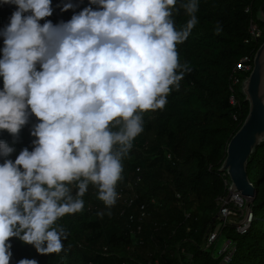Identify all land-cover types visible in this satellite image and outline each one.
<instances>
[{"label":"clouds","instance_id":"9594fccd","mask_svg":"<svg viewBox=\"0 0 264 264\" xmlns=\"http://www.w3.org/2000/svg\"><path fill=\"white\" fill-rule=\"evenodd\" d=\"M0 3L16 6L0 29V130L17 137L30 116L38 120L34 147L14 161V147L0 141V264H10L12 237L40 254L63 250L67 233L57 221L83 210L89 184L111 215L143 113L163 109L191 70L177 44L198 22V3L181 5L190 19L179 30L177 0H89L57 24L45 19L52 0ZM78 6L62 0L61 11Z\"/></svg>","mask_w":264,"mask_h":264},{"label":"trees","instance_id":"16d2710c","mask_svg":"<svg viewBox=\"0 0 264 264\" xmlns=\"http://www.w3.org/2000/svg\"><path fill=\"white\" fill-rule=\"evenodd\" d=\"M73 3L79 6L61 11L62 0H52L53 14L45 19L66 22L89 0ZM185 3L188 0H177L173 10L178 30L190 19L181 6ZM197 3L198 22L177 44L180 63L191 70L184 73L178 89L172 88L163 109L143 113V131L122 160L124 170L111 215L96 186L89 184L83 210L57 221L67 233L63 250L40 254L33 245L12 237L10 264L23 258L36 259L38 264H220L223 254L215 244L206 247L205 242L217 225L213 218L219 197L227 193L224 179L230 176L221 170L227 144L250 109L241 85L236 91L240 106L230 103L231 76L239 59L246 54L255 57L264 42V0ZM15 7L0 3V29L9 23ZM252 21L262 30L257 40L251 39ZM37 122L30 116L17 137L0 130V141L15 149L9 159L14 161L25 147L32 150L36 138L31 130ZM4 159L0 157V163ZM247 172L257 190L252 199L254 218L244 232L233 222L222 227L221 235L235 243L227 264H264V138L253 148Z\"/></svg>","mask_w":264,"mask_h":264},{"label":"water","instance_id":"95a60500","mask_svg":"<svg viewBox=\"0 0 264 264\" xmlns=\"http://www.w3.org/2000/svg\"><path fill=\"white\" fill-rule=\"evenodd\" d=\"M244 92L250 102L249 113L227 144L226 158L221 170L229 174L233 190L253 199L257 190L249 179L247 160L253 148L264 138V42L256 51L253 69L245 82ZM215 220L216 217L213 218Z\"/></svg>","mask_w":264,"mask_h":264},{"label":"built area","instance_id":"2783aa9c","mask_svg":"<svg viewBox=\"0 0 264 264\" xmlns=\"http://www.w3.org/2000/svg\"><path fill=\"white\" fill-rule=\"evenodd\" d=\"M248 10V8H247ZM250 35L251 39H259L262 36V30L261 28L254 23L251 22L250 25ZM250 39H247L248 42ZM254 65V57H252L250 54H246L242 56L239 61L236 63V66L234 68V73L231 76V94H230V103L233 106H240V100L237 96V87L239 85L242 86V89L244 91L245 82L250 74V72L253 69ZM249 73V74H247ZM243 74H247L244 77H242ZM227 173V171H224ZM228 174V173H227ZM225 186L227 187V193L224 196L219 197V211L218 215L216 217L217 224L219 225V228L215 230H212L205 242L206 247H210L215 244V247L222 237L221 231L222 227H224L228 222H233L237 224V229L240 232H244L252 222L254 216L252 211V200L251 197L243 195L238 190H233V184L231 178H225L224 179ZM241 212V218L238 221H232L230 220V217L233 215H238V212ZM220 248H218L219 255L223 254V257L220 261V264H227L233 255L235 251V243L229 239L225 238L221 242ZM153 264V263H150Z\"/></svg>","mask_w":264,"mask_h":264},{"label":"rangeland","instance_id":"374dc122","mask_svg":"<svg viewBox=\"0 0 264 264\" xmlns=\"http://www.w3.org/2000/svg\"><path fill=\"white\" fill-rule=\"evenodd\" d=\"M251 200H252V197H251ZM241 212H242V211H239V212H238V215H233V216H231V217H230V220H232V221H238V220L241 218V216H240V215H241ZM215 228L218 229V228H219V225L217 224V225L215 226ZM223 239H225L224 236H222V237L220 238V240L218 241V243H217V245H216V248H215L216 250H218V248H220V246L222 245L221 242H222Z\"/></svg>","mask_w":264,"mask_h":264}]
</instances>
